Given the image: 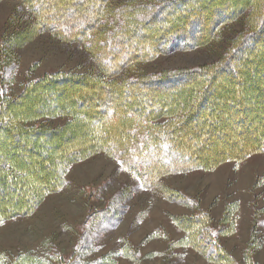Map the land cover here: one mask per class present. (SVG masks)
Masks as SVG:
<instances>
[{"label": "trees", "instance_id": "trees-1", "mask_svg": "<svg viewBox=\"0 0 264 264\" xmlns=\"http://www.w3.org/2000/svg\"><path fill=\"white\" fill-rule=\"evenodd\" d=\"M212 1H217V3L213 2L216 6L227 2L226 0H209L207 4ZM229 1L234 4L235 0ZM240 1L242 5L238 6L239 13L246 5L250 4L249 14H254L255 22L250 28L252 30L243 34L240 41L232 45L233 49L231 48V52L222 60V64L205 66V68L199 67L187 72L158 74V76L148 74L149 76L131 79L125 73L129 67H134L137 60L148 59L150 56L148 54L143 56L131 54L120 63L112 65V53L120 45L130 43L131 39L140 46L143 45L142 40L135 38L139 26L129 24V27L126 26L115 36L113 34L106 36L102 41L103 44L99 43L101 46L94 42L99 39L98 37L87 36L88 38L85 40L88 44L98 45L95 52L98 67L104 74L103 80L90 78L93 80L90 85L83 86L81 91L67 93L63 102L59 104L57 96L52 97L56 92L53 84L61 83V92L71 88L74 85L69 81L68 74L60 73L62 76H59L58 80L51 75L48 76L49 79L42 77L27 83L17 96H2L0 98V227L7 221L31 214L47 193L61 190L66 173L72 163L91 156L95 152L110 154V152L118 150L121 156L124 154L123 164L136 177L150 186L158 183L159 176L164 174L184 173L204 166L209 168L221 160H241L264 148V128H262V126L264 127V97L256 100L253 95L252 98L249 95L253 91L250 90L253 86L251 82L264 79V0ZM188 2L187 7L182 9L183 12L180 15L182 21H178L177 24L174 22V26L179 27L176 28L178 31L169 33L170 35L168 34L167 37L160 36V40H156L160 43V48L161 44L167 41L170 43L168 47L173 49L175 45L172 44V40H181L185 37L184 33L180 32L181 30H185L189 38L194 37L200 22L208 21L207 23H209L212 20L213 24L227 23L233 20L236 15V11L229 15L224 13L226 16L215 14L216 17L209 21L211 13H207V15L204 12L200 13L196 7L194 8V1L191 0L192 4H188ZM32 3L33 0L27 7L31 11V19L34 20L33 28H44L48 19L66 21L65 18H59L64 15L65 6H54V3L46 0L45 2L39 0V4L35 5H31ZM38 8L41 10L38 11ZM96 8L100 10V7L96 6ZM220 9L218 8V10ZM156 14L158 15V13ZM161 14L163 15L162 11ZM160 18L165 19L164 16H160ZM124 24L128 25V22H124ZM49 31L59 37L66 38L63 33L54 28ZM101 39L103 40V38ZM192 46L193 44H189L182 48H191ZM261 49L263 50L261 51ZM151 51H154V48L148 50V52ZM246 51L247 53H244ZM241 52L249 57L242 58ZM103 56H105L104 61L101 59ZM13 69L14 65L12 66V64L0 63V94L4 93V84L8 86L12 80ZM219 74L222 75L221 79L217 78ZM196 76H198V80L193 81ZM178 79H180L179 82H177ZM188 79L190 80L187 81ZM167 80H172L170 81L172 83L168 84ZM184 82L186 83L183 84ZM225 82L232 85L230 90L223 91L221 85ZM133 86L145 87L151 92L145 91L142 94L137 89L138 87ZM37 87L40 88L39 91L36 90ZM157 87L169 90L167 99H163L161 94L156 96L158 90L155 89ZM171 87L174 90L170 89ZM262 87H257L260 89L257 91L263 92ZM121 89H123V93ZM133 90L134 93H132ZM121 93L122 96L125 95L126 99L133 97L135 100L138 98L137 104L120 106L114 98H109L114 94L118 97ZM106 94L109 95V105L101 112H95L96 115L93 114V111H79L76 108L77 105H86L88 100L98 101L99 97H105ZM155 101H159V104L154 103ZM48 102L51 104L48 105ZM92 104L96 105L95 102ZM34 105L42 107V109L26 111L25 108L20 110L22 106L30 108L29 106ZM60 116H65L68 119L60 127H52L46 123L48 119ZM197 119L199 124L195 122ZM115 126L121 128L119 133H116ZM230 127L234 129L239 127L238 130H233V134L245 137L233 138L232 132L228 131ZM11 135L15 141H20L22 136L24 144L15 146L17 149L10 146L4 148L2 141ZM49 136L54 137L50 139ZM57 136H61L63 141L70 138L74 141L67 142V145L58 148L57 142L60 141H56L55 137ZM48 138L51 141L48 142L49 145L46 142ZM214 138L222 139L223 146L221 145L219 150H213L212 153H206L205 149L214 141ZM239 141L242 147L236 151L235 148L238 149ZM202 146H206L205 149H202ZM50 149L54 151L50 157H46V152ZM198 149L202 150L198 151ZM221 149L226 152L222 157H219L217 154L222 152ZM28 152L31 159L25 163L21 162L20 159ZM41 152L43 155L40 154ZM205 153L208 154L206 157L203 156ZM209 154L211 155L209 156ZM124 162H129V164L126 165ZM49 163L55 164L49 169L44 168L39 171L32 169L33 166H49ZM9 192H14L13 197L6 196L5 193ZM161 194L168 200L178 201L185 205L191 213L190 215L176 216L173 220L175 226H179L184 232V237L178 241H172L165 235L164 239H167L169 244L168 250L176 246H183L196 251L210 264H239L235 261L234 256L225 249L221 241L222 238L229 237L236 231L237 202H227L220 219L215 221L211 212L201 207L198 198L181 195L176 191L167 193L165 189ZM117 199L118 197H115L113 200ZM257 199L258 196L254 195L251 200L252 228L243 252V260L246 264H256L252 260V254L262 245L260 231L264 224V218L261 216L264 215V207L258 205ZM113 202L108 201L109 207H112L111 203ZM114 213L106 206L97 213L98 216L93 217V214L87 216L79 239L68 257L65 258L64 264H116L117 257L129 258L133 264H141L140 252L130 247L126 242L120 252L90 258L91 254L97 252L94 241L99 240L104 233L112 230L120 220L118 215L113 220L111 215ZM37 256L39 255L29 251L17 253L10 258L6 253L0 252V264L8 262L9 264H48V259Z\"/></svg>", "mask_w": 264, "mask_h": 264}, {"label": "rangeland", "instance_id": "rangeland-1", "mask_svg": "<svg viewBox=\"0 0 264 264\" xmlns=\"http://www.w3.org/2000/svg\"><path fill=\"white\" fill-rule=\"evenodd\" d=\"M46 1L54 3V6H65L66 10L64 11V15L59 18H65L67 22L62 19H58L57 21L48 19L46 20V26L44 28H33L34 20L31 19L32 14L27 7L31 0H0V63L6 62L12 64V66L14 65L11 74L12 80L8 83V86L4 84V93L0 94V98L2 96H17L27 83L39 78L47 77L49 79L48 76L51 75L55 76L54 79L58 80L62 74H68L70 76L69 81L74 86L62 92L61 83L55 82L53 84L50 81L56 90V94L54 93L52 97L57 96L59 104L63 102V98L67 93L81 91L83 90V86L90 85L93 81L90 78L103 80L104 74L100 70V67H98L95 52L96 46L98 45L95 44H103L102 41H104L106 36H110L111 34L115 36L117 32L126 26L129 27L131 24L139 26L137 27L135 38L142 40L143 45L140 46L137 42H133V39L130 40V43L127 42L120 45L112 53V65H116L118 62L120 63V61L131 54L142 56L148 54L150 56L148 59L137 60L134 64L135 66L129 67V70L125 72L127 76L134 79L149 76L148 74L157 76L158 74H174L184 71L187 72L199 67L205 68V66L210 67L216 66L219 63L222 64V60L231 52V48L233 49L234 46L232 47V45L239 42L243 34H247L248 31L252 30L250 28L255 22V18H253L254 14H249L250 4L248 6L246 5L239 13L238 6L242 5L240 0H235L234 4L226 0L227 2L220 6L214 4L217 1H212V3L207 4L209 0H192L194 1V8L196 7L200 13L204 12L206 15L207 13H211V18L208 19L209 21L216 17V15H229L233 11H236V15L233 20L227 23L213 24L212 20L209 23H207L208 21L200 22L198 29H196L197 32H195L196 36L194 37L189 38L186 31L181 30L180 32L184 33L183 36L185 37L181 40H172V44L175 45L173 49L168 47L170 43L167 41L162 43V47L160 48V43L156 40H160V36L167 37L169 33L172 34L178 31L176 28L179 27L174 26V22L177 24L178 21H182L180 15L187 7V0ZM189 1L188 4L191 3V0ZM35 4H39V0H33L31 5ZM96 6L100 7V10ZM218 8L221 9L218 10ZM40 10L38 8V11ZM160 16H164L165 19H161ZM146 20L149 22H146ZM124 22H128V25L124 24ZM84 27L86 29H83ZM169 27L171 28L169 29ZM53 28L63 33L66 38L59 37L49 31ZM167 28L168 30H166ZM186 29L188 30L189 28ZM199 29L200 31H198ZM179 35L181 37L180 33ZM87 36L98 37L99 39L94 41L95 44H88L85 41L88 38ZM189 44H193V46L191 48H182ZM151 48H154V51L148 52ZM244 53H247V51ZM244 53L241 52L242 58L249 57ZM104 57H101L103 61ZM221 77L222 75L219 74L217 78L221 79ZM195 80H198V76L193 81ZM167 81H169L168 84L172 83L170 82L172 80ZM46 85L52 86L50 84ZM251 85H253L251 89L248 87V89L253 90L249 94L251 98L253 95V98H256V100L258 98L263 99L264 79L261 81L255 80L254 83L251 82ZM221 86L223 91L232 88V85L227 82ZM261 86H263V92L260 93L257 91L260 90L257 87ZM133 87H138L137 89L142 94L148 91L145 87ZM170 89L174 90L173 87ZM36 90L39 91L40 88L37 87ZM122 90L121 92L123 93ZM155 90H158L156 96L161 94L163 95V99H167L169 96L167 92L169 90H163L160 87H157ZM122 93L119 95L120 97L118 96L119 98L114 96L115 94L109 98H114L120 106L137 104L138 98L135 100H133V97L126 99L125 95L122 96ZM132 93H134V90ZM108 96L106 94L105 97H99L100 99H97L98 101H94L96 105L92 104L94 102L88 100L87 106L77 105L76 108L79 111H93V114L96 115L97 112H101L109 105L110 99ZM154 103L159 104V101H155ZM50 104L51 102H48V105ZM29 107L22 106L20 110L25 108L26 111L42 109V107L36 105ZM197 120L195 122L199 124L200 122ZM67 121L68 119L65 116H60L48 119L46 123L52 125V127H60ZM115 127L116 133H119L121 128ZM238 129L239 127L235 129L230 127L228 131L232 132L231 135H233V138L241 139L245 137L233 134V130L236 131ZM248 135L250 136V134ZM21 137L20 141H15L12 135L7 137L6 140L2 141L3 147L9 148L10 146L13 149H17L15 146L24 142ZM49 137L52 139L54 136ZM55 138H57L56 141H60L57 142L58 148L67 145V142L74 141L72 138L63 141L61 136ZM46 142L49 145L48 142L51 141L48 138ZM223 143L222 139L218 140L214 138V141L210 144L211 146L208 145L207 149H205L206 146H202L201 148L205 149L206 153H212L213 150H219L221 145L223 146ZM237 145L238 149L235 148V150L239 151L242 144L239 141ZM36 149L39 151L38 147ZM201 150L198 149V151ZM53 151L51 149L48 150L46 157H50ZM221 151L217 156L222 157L226 152V150L222 149ZM118 152V150L112 153L110 152V154L95 152L91 156L84 157L74 162V164L72 163L66 173V178L60 191L47 193L38 206H35L31 214L7 221L0 227V248L25 250L21 251L22 253L36 249L35 252L39 255L37 257L48 259V264H64L65 258L68 257V254H70L79 239L83 223L87 216L93 214L94 217L107 206L111 212H115L111 215L113 220H115L117 215L120 216V220L112 230L104 233L99 240L94 241L97 246V252L91 254L90 258H97L98 256L122 251L124 242L127 243L125 237L129 236L135 243L142 242V244H146L142 247L140 253V258H145L144 264H166V259L152 261V256H149L151 254H144L150 248L147 246L152 240L150 238H156L154 234L152 236L147 234L151 232L155 225H159L161 227L156 231L157 235L159 239L167 243L164 237H166V231L171 234V221L176 216L190 215L191 213H189L190 209L180 202L171 201L166 199V197H162L161 192L164 189L167 193L169 191H176L181 195L198 198L203 209L209 210L210 212L215 210L218 216L222 214L225 204L234 198H238L237 201L239 200L238 204L240 205L239 211H241L244 207L241 198L244 195L250 196L248 198H251L253 193L264 192V148L245 156L241 160H221L209 168L204 166L184 173L175 172L164 174L159 176L158 183L155 185L151 184L150 186L142 179L136 177L123 164L122 159H124V154L121 156ZM206 153L203 156L206 157L208 155ZM40 154L43 155V152ZM30 159L31 157L28 152L20 161L25 163ZM133 162L135 161L133 160ZM124 163L126 165L129 164V162ZM54 164L49 163V166L47 165L46 167L33 166L34 168L32 169L36 171L44 168L49 169ZM5 194L8 197H13L12 194L14 192ZM113 197H118V199L114 201ZM109 200L114 201L111 203L113 204L112 207H109L107 204ZM219 219L218 217V219L214 220L218 221ZM213 224L215 225V223ZM260 232L262 234V229ZM179 234L181 236V232ZM226 244L230 247L233 246L232 242H226ZM128 245L132 247L130 244ZM167 246L169 248V244ZM186 249L188 248H181L180 251ZM230 250L234 253L233 249ZM186 252L191 253L189 256L190 262L205 264L203 262L204 257L201 258V255L194 253L192 250H186ZM116 259L117 261L120 260L121 264H128L126 259L128 260L129 258L122 257L120 259V257H117ZM129 261L131 260L129 259Z\"/></svg>", "mask_w": 264, "mask_h": 264}, {"label": "crops", "instance_id": "crops-1", "mask_svg": "<svg viewBox=\"0 0 264 264\" xmlns=\"http://www.w3.org/2000/svg\"><path fill=\"white\" fill-rule=\"evenodd\" d=\"M250 195V194H249ZM254 195H257L258 196V199H257V203L259 206H262L264 207V192L263 193H253L251 198H248L250 196H245L241 198L242 200V203H244V207H243V210L239 211V207L240 205L238 204V210L237 213H236V231L233 235L229 236V237H225V238H222L221 241L225 247V249H227L233 256L234 258L236 259L235 261H237L239 264H246V262L243 260L244 259V255H243V252H244V247L246 246V243L250 237V232H251V228H252V208H251V200L253 199ZM237 197L234 198L233 200L231 201H235L238 203L237 201ZM201 205V203H200ZM205 207V206H204ZM210 212V211H209ZM212 213V216L214 219H218V217L220 218V216H218V214H216L215 210L211 211ZM262 218H264V216H262ZM217 221V220H215ZM171 234L166 231V238L169 239V240H172V241H178L180 239H182V237H184V232L178 227V226H175L176 224L171 221ZM161 226L159 225H155L153 227V229L151 230V232H149L147 235H151L152 234H155L157 233L156 231L158 229H160ZM262 229V245L259 247V249H257L256 251L253 252L252 254V260H254V262L256 264H264V224H263V227L261 228ZM178 231V233H177ZM181 232V236H180V233ZM168 234V235H167ZM177 234H179L177 236ZM156 238H150L152 239L150 244L147 245L149 246L150 248L148 249V251H145V253H148V254H151L149 256H152L151 259L152 261L153 260H158V259H166V264H195V263H192L190 262L189 260V256L191 253H188L186 252V250H192V249H189L188 247H183V246H176L174 248H171L170 250H168V241H166L167 243H165L164 240H161L159 239L158 235H154ZM179 237V238H178ZM127 240V243L130 244L134 249H137L140 253L142 251V247L146 244H142V242L140 243H135L133 240H131V238L128 236V237H125ZM166 239V240H167ZM229 242H232L233 243V246L230 247L228 246ZM167 244V245H166ZM138 247V248H137ZM230 247V249H233L234 253L228 249ZM74 248V247H73ZM72 248V250H73ZM183 248H188L186 250H183V251H180V249ZM13 249V248H12ZM12 249H3V248H0V252H3V253H6L7 255H9L10 257L12 255H16L17 253L21 252V251H25V250H21V249H18L17 248H14L16 250H12ZM36 250V249H35ZM35 250H33L34 253ZM168 250V251H167ZM194 253L200 255L199 253H197L196 251L192 250ZM150 252V253H149ZM167 252V254H166ZM37 254V253H36ZM122 257H120L121 259ZM203 258V257H201ZM144 257H142L141 259V264H144L145 261H144ZM203 262L205 264H210L209 262H207L204 258H203ZM125 261V260H123ZM127 263L128 264H133L132 261H129V259L127 260ZM6 264H9L6 263ZM116 264H121V261H117Z\"/></svg>", "mask_w": 264, "mask_h": 264}, {"label": "bare ground", "instance_id": "bare-ground-1", "mask_svg": "<svg viewBox=\"0 0 264 264\" xmlns=\"http://www.w3.org/2000/svg\"><path fill=\"white\" fill-rule=\"evenodd\" d=\"M241 70V69H240ZM238 76V75H237ZM190 80V79H189ZM208 82V81H207ZM259 83V82H258ZM91 84V83H90ZM83 85V84H82ZM184 86V85H183ZM89 88V87H88ZM80 90V89H79ZM250 93V92H249ZM217 94V93H216ZM92 106V105H91ZM226 107V106H225ZM201 114V113H200ZM260 115V114H259ZM207 116V115H206ZM214 122V121H213ZM220 128V127H219ZM264 128V127H263ZM221 131V130H220ZM242 132V131H241ZM224 133V132H223ZM247 135V134H246ZM207 143V140H206ZM220 144V143H219ZM208 145V144H207ZM218 153V152H217Z\"/></svg>", "mask_w": 264, "mask_h": 264}]
</instances>
